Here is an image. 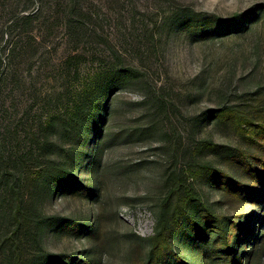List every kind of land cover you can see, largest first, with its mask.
<instances>
[{
    "label": "rangeland",
    "instance_id": "374dc122",
    "mask_svg": "<svg viewBox=\"0 0 264 264\" xmlns=\"http://www.w3.org/2000/svg\"><path fill=\"white\" fill-rule=\"evenodd\" d=\"M97 1L103 10L99 27L116 40L127 64L141 69L142 77L107 96L102 123L85 147L95 157L90 166L88 159L78 179L94 196L46 193L41 198L40 209L58 218V224L97 226V235L57 226L43 235L42 247L50 254L90 264H140L149 259L148 240L155 235L156 204L167 193L166 181L188 172L195 146L203 141L229 149L243 146L231 130L206 120L216 110L252 100L257 107L264 95V0ZM208 20L214 25L236 21L231 30H201ZM33 32L41 46L33 47L38 48L35 59H24L21 70L41 98L35 100L29 93L30 98L16 103L18 115L29 105L27 99L34 102L35 110L37 101L50 102L42 110L47 113L72 98L68 80L54 67L69 52L64 31L48 35L36 27ZM97 60L100 55L83 61L82 78L93 73ZM27 62L34 63L31 76ZM5 98L7 113L0 134L10 127L13 111L9 94ZM55 141L60 145L64 138L57 134ZM251 152L260 150L255 147ZM196 161L226 169L213 155L197 154ZM190 182L216 214L245 228V234L240 233L247 241L240 248L245 253L241 264L250 254L255 257L247 264H264V218L258 220L264 216V205L230 200L200 178ZM4 201L0 193V243L11 230ZM249 234L252 245L246 239ZM173 249L185 264H198L191 242L177 241ZM176 259L171 257L167 264H180Z\"/></svg>",
    "mask_w": 264,
    "mask_h": 264
},
{
    "label": "trees",
    "instance_id": "16d2710c",
    "mask_svg": "<svg viewBox=\"0 0 264 264\" xmlns=\"http://www.w3.org/2000/svg\"><path fill=\"white\" fill-rule=\"evenodd\" d=\"M102 11L97 0H0V123L7 113V94L13 104V111L9 109L10 127L0 134V193L6 199L8 230L11 228L0 243V261L4 259L5 264H90L81 258L46 252L42 247L43 235L58 226L92 237L97 235V226L60 225L55 222L58 218H51L40 209V204L46 193L89 199L94 196V191L78 179L88 159L90 166L95 157L85 147L102 123V106L107 96L142 77L141 69L134 63L128 65L116 40L112 41L99 27ZM235 21L214 25L208 20L202 22L201 30H231ZM36 27L48 35L54 30L64 31L69 52L54 67L68 80L72 98L47 113L42 110L50 102L37 101L35 110L31 105L34 102L27 99L29 105L18 115L16 103L30 98L29 93L35 100L41 98L21 70L24 59H35L38 48L33 47L41 46L33 37ZM99 55L93 73L82 78L83 61ZM27 63L26 72L31 76L34 63ZM254 102L216 110L206 120L231 130L243 146L229 149L206 141L195 146L188 172L172 175L166 181L167 193L156 204L155 235L148 240L149 259L140 264H167L171 257L176 259L173 246L183 240L196 248L198 264L243 262L245 253L240 248L242 241H247L242 240L240 233L245 234V228L230 217L216 214L190 179H203L238 203L249 200L264 205V95L257 107L252 106ZM57 134L64 138L60 145L55 141ZM255 147L260 153L251 152ZM201 153L216 156L226 169L197 162L196 155ZM234 173L238 179L233 177ZM247 236L246 239L253 237ZM248 243L252 245L249 239ZM254 257L248 255L246 264ZM176 260L185 264L180 257Z\"/></svg>",
    "mask_w": 264,
    "mask_h": 264
}]
</instances>
